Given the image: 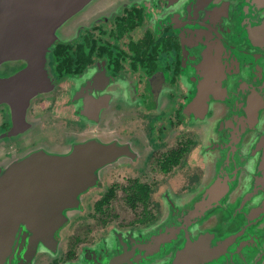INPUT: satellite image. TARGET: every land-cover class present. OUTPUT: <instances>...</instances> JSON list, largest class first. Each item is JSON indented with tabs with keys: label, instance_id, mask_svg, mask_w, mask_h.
Returning a JSON list of instances; mask_svg holds the SVG:
<instances>
[{
	"label": "water",
	"instance_id": "1",
	"mask_svg": "<svg viewBox=\"0 0 264 264\" xmlns=\"http://www.w3.org/2000/svg\"><path fill=\"white\" fill-rule=\"evenodd\" d=\"M98 1L0 0V108L21 126L31 104L56 86L48 54L94 21L82 13ZM170 6L185 26L182 36H208L182 49L189 90L183 111L203 144V181L191 192H172L158 223L114 229L64 264H264V0ZM86 127L70 136L68 150L37 145L0 158V264H36L38 253L57 257L56 234L125 151L118 140L97 143L100 126ZM82 138L89 139L78 143Z\"/></svg>",
	"mask_w": 264,
	"mask_h": 264
},
{
	"label": "flooded vegetation",
	"instance_id": "2",
	"mask_svg": "<svg viewBox=\"0 0 264 264\" xmlns=\"http://www.w3.org/2000/svg\"><path fill=\"white\" fill-rule=\"evenodd\" d=\"M170 4L171 0H102V4L98 1L93 5V11L86 9L82 13L86 21H94L81 25L78 36L73 40L56 44H61L68 53L71 51L72 57H75L72 65L59 67L55 57H52L56 45L48 54L46 69L56 86L50 94L39 96L31 104L23 126L15 122L5 108H0V158L24 154L37 145H45L54 150H65L63 148L66 147L68 150V145L74 144V138L70 136L82 134L89 124L102 128L103 138H94L97 143L118 140V146L125 150L102 169L97 185L82 194L79 211L71 213L69 222L56 234L60 242L57 257L38 253L36 264H64L76 260L86 246L93 244L95 238L90 237V232L86 230L84 238L80 234L73 235L68 241L67 250L66 240L69 238L64 231L68 225L73 226L82 219L88 195L97 190L103 192L108 188L101 199L93 202L94 216L106 230L94 243L114 229L140 230L158 223L167 207L166 198L172 192L185 194L202 183L206 171L205 164L202 169L200 167V160L204 163L201 153L203 144L200 134L189 125L191 115L187 116L183 111L189 90L182 78V49L194 40L205 44L204 40L208 36L200 33L194 37L182 36L180 29L185 26L174 18L172 13L175 9ZM102 11L110 15L99 18L97 13ZM66 60L61 61L62 64ZM21 68L23 66L18 65L14 70ZM60 103L63 107L60 115L54 116L47 112L50 106ZM88 107L92 109V116L88 112L86 114ZM63 113L71 121L69 129L62 133L63 142L51 143L46 137H41L38 131L45 120H49L47 116L59 118ZM140 115L149 120L143 139L126 134V128L134 126L136 120L142 118ZM13 122L16 128L21 127L20 131L13 133ZM184 128L186 131L180 133ZM153 129H158L156 144L151 134ZM88 139H79L78 143ZM195 148L200 155L191 163L190 155L194 157ZM155 150L161 151L157 157L154 155ZM154 159L155 168L150 164ZM148 165L153 168L149 175L153 172L166 178L179 171L181 175L178 178H182L183 174L189 178L186 184H183L182 179V184L180 182L181 185L177 187L175 185L178 181L165 182L163 194L154 203V212L150 209V200L152 191L160 182L153 185L148 181L142 182L138 176L141 175V179L143 175L148 176ZM120 169L138 176L122 188L125 204L133 211L140 207L142 210L139 219L128 221V227H123L124 224L115 226L112 222L115 215L111 216V207L117 185L104 188L106 178ZM200 170L202 175L195 176L193 171Z\"/></svg>",
	"mask_w": 264,
	"mask_h": 264
},
{
	"label": "rangeland",
	"instance_id": "3",
	"mask_svg": "<svg viewBox=\"0 0 264 264\" xmlns=\"http://www.w3.org/2000/svg\"><path fill=\"white\" fill-rule=\"evenodd\" d=\"M128 103V102H127ZM39 107V106H38ZM62 104H54L52 106H50V108H48V111L50 114L57 116L60 115L63 112L62 109ZM38 109V108H37ZM36 109V111H37ZM41 110V109H39ZM137 116V115H136ZM142 116L139 117L141 119L138 118V120H136V122L134 123V126H128L126 128V134L132 136V137H136V138H140L143 139L146 135H145V129L148 126V119H145L144 115H140ZM49 120H45L44 124L40 127L39 129V134L41 137H46L47 141L51 142V143H58L61 144V140L63 139V135L62 133L64 131H67L70 127L71 121H70V117L65 113H63L62 116H60L59 118H53L51 116H47ZM186 127V126H185ZM187 128V127H186ZM186 128H184L183 130H180V133H184L186 130ZM158 129H153V132L151 133L153 138H154V142L155 144L158 143L156 142V139L158 137ZM196 134V133H195ZM66 137V136H65ZM64 137V138H65ZM68 137V136H67ZM178 138H181V135L178 136ZM198 138L197 134H196V139ZM198 140V139H197ZM194 146H192L193 148ZM154 150V149H153ZM194 157H191L190 162L193 163L195 161V157H198L200 155L199 150L197 148H195L194 150ZM192 151V152H193ZM161 153V151H154V155L155 157L159 156ZM192 154V153H191ZM201 157V156H200ZM156 159V158H155ZM155 159L154 162L152 163V161H150V164H152V167L155 168L156 164H155ZM202 159V157H201ZM201 161V169L204 166V163ZM200 161L198 160V163L200 164ZM150 165L147 166V171H148V176L143 175L142 179H141V175H138L140 180L143 181H148L149 183L156 185V182H160V184H158V186L156 185L155 191H152V197L150 200V209L151 211H155L154 208V203L158 201L160 195L163 194V191L165 189L164 184L165 182H172V181H178V184H176L175 186H180L182 184V179H183V184H186L189 178H186L187 176H184V174L182 175V178H178L179 175H181V173L175 172L174 175L168 176L166 178L162 177V176H157L156 174H154L153 172L150 173L149 175V171L153 170ZM183 173V172H182ZM194 175L197 177H200L202 175V171H193ZM138 176H135L134 173L131 172H127L124 169H120V170H116L114 172H112L107 178H106V183H105V187H111L112 185H117L115 190V197L112 200V207H111V216L115 215L114 220L112 222H114L115 226H120V224H124L122 225L123 227H128V221L130 220H135V219H139L141 217V207L138 208V210H131L130 207L128 205L125 204V199H124V195L122 194V188L128 185V182L131 179H135ZM181 182V184H179ZM102 188V189H104ZM107 189H104L103 192L100 191H95L92 195H88V199H87V203L84 205V209L82 211V219L79 220V222H76L75 225L70 226L68 225L66 227V230L64 231L65 233H67V236L69 239L66 240V249L68 250V241L73 237V235H78L80 234L82 238L85 237L86 235V230H88L90 233V237L95 238L93 239L94 242L97 238L101 237V234H105V230L106 228L103 227L101 221L96 218L94 216V207H93V202H96L97 200L101 199L105 193L107 192ZM177 195H182V193H177ZM90 203V204H89ZM89 204V206H88ZM69 234V235H68ZM92 242V243H94ZM69 259V257H68ZM72 261V260H71ZM69 262V261H68Z\"/></svg>",
	"mask_w": 264,
	"mask_h": 264
},
{
	"label": "trees",
	"instance_id": "4",
	"mask_svg": "<svg viewBox=\"0 0 264 264\" xmlns=\"http://www.w3.org/2000/svg\"><path fill=\"white\" fill-rule=\"evenodd\" d=\"M53 50H52L53 51L52 57H55V61H56V63H59V67H64L67 64L72 65L71 63L74 61L75 57H72L73 55H72L71 51H69V53H68L66 50H64L62 48L61 44L56 45V47ZM65 60H66V62H64V64H62L61 61H65ZM59 72H61V70H59ZM108 198L109 197H107L106 200ZM68 257L71 258V257H73V255L68 256Z\"/></svg>",
	"mask_w": 264,
	"mask_h": 264
}]
</instances>
